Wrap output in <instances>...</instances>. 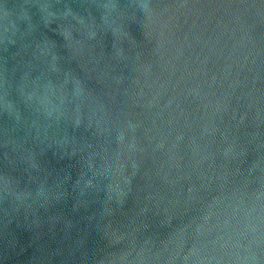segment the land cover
Masks as SVG:
<instances>
[{"label": "water", "instance_id": "obj_1", "mask_svg": "<svg viewBox=\"0 0 264 264\" xmlns=\"http://www.w3.org/2000/svg\"><path fill=\"white\" fill-rule=\"evenodd\" d=\"M24 84L69 111L48 115ZM253 206H264V0H0V264L123 253L186 264ZM251 254L245 264H264V242Z\"/></svg>", "mask_w": 264, "mask_h": 264}, {"label": "clouds", "instance_id": "obj_2", "mask_svg": "<svg viewBox=\"0 0 264 264\" xmlns=\"http://www.w3.org/2000/svg\"><path fill=\"white\" fill-rule=\"evenodd\" d=\"M106 7L114 8V5H106ZM133 8L135 9V12L137 13H143L147 10L146 4H139L134 5ZM132 17V16H131ZM129 18V14H128ZM118 31V36L120 38H124L127 35V32H121ZM66 35L71 38V33L66 32ZM47 47V46H46ZM72 83L74 85V95L77 97H85L88 95L86 92V89L84 85L81 83V81L76 77H71ZM22 92L25 95V98L27 101L34 103L38 108L43 109L48 115H52L54 112L57 114L63 115L69 111V109L65 108L61 111L59 107L53 106L52 100L47 95V90L44 91V93H39L35 90H31L28 88V84L22 85ZM76 123H80L79 115L76 118ZM119 141H123L124 137L121 134L117 137ZM130 147H134V144L130 145ZM235 145H229L224 150V155L228 156L229 154L234 153ZM242 149L240 152L236 153L237 155L241 154ZM133 170L136 169V164L133 162L132 164ZM109 172V169L106 167L104 169V174L107 175ZM134 174V172H133ZM129 183V178H125V184ZM117 198L122 199L126 192L121 189L118 190ZM16 200L23 201L25 199L24 194L15 196ZM259 200V198H257ZM252 213H256L255 217L252 216ZM243 227L239 229V231H231L222 233L220 235H217L215 239L212 241H201L197 244L193 245V247L189 250V252L184 255L183 260L186 262H191V264H210L211 260H215L217 257H220L221 259H224L225 255H229L230 251L232 249L237 250V255L235 256L234 260L236 262H240V264H245V262L252 260L255 261L257 257L255 255L251 254V251L253 250V246H259L262 242H264V206H261L259 209L253 206L251 209H247L243 213ZM207 218H205V224H206ZM205 224H201L197 232L199 234L204 235L205 233H210V229L206 228ZM107 235L109 236V239L112 243H117L120 240L119 239H112L109 232H107ZM177 240V238H174ZM242 239H247L248 243L242 244ZM212 244V248H208V244ZM183 246V234L179 236L178 243H176V252L175 256H179V249ZM167 248V247H166ZM241 248H247L250 251V254L244 257H240L238 254L239 249ZM205 250H207V254H204ZM218 253V254H217ZM127 253L123 254H113L110 258L107 259L106 264H128L127 261ZM99 264H105V261H100Z\"/></svg>", "mask_w": 264, "mask_h": 264}]
</instances>
